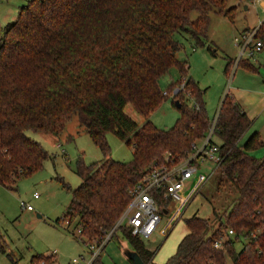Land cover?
<instances>
[{
  "label": "trees",
  "instance_id": "16d2710c",
  "mask_svg": "<svg viewBox=\"0 0 264 264\" xmlns=\"http://www.w3.org/2000/svg\"><path fill=\"white\" fill-rule=\"evenodd\" d=\"M226 1L30 0L20 7L15 20L0 29V185L13 188L20 177L34 174L49 158L26 130L58 136L65 120L76 116L78 132L89 136L104 159L78 164L81 183L54 223L63 221L74 239L100 246L99 251L119 230L142 264L151 263L154 251L126 226L114 229L116 220L127 208L129 190L149 168L164 163L165 157L173 163L188 160L211 121L203 93L184 77L172 86L173 90L185 83L184 90L172 93L180 106L170 129H156L147 119L138 126L124 108L130 104L145 118L157 108L164 99L159 77L171 65L184 76L189 68L176 58L180 44L175 35L186 33L203 45L211 12L231 20L234 7L226 9ZM192 10L197 12L194 21L188 20ZM254 33L262 43L264 20ZM243 62L237 60L235 65ZM232 63L227 60L225 73ZM188 98L191 104L185 103ZM250 124L236 99L225 94L214 125L219 144L211 142L222 158L214 172L218 185L228 184L236 198L217 226L195 214L184 220L186 234L161 264H264V234L253 235L264 225V156L248 153L263 142L258 132L239 142ZM111 131L132 147L130 161L107 158L106 134ZM158 205L164 210L167 201L159 199ZM228 229L233 236L215 249L214 240ZM99 251L89 264H104ZM27 264H53V255L37 254Z\"/></svg>",
  "mask_w": 264,
  "mask_h": 264
},
{
  "label": "rangeland",
  "instance_id": "374dc122",
  "mask_svg": "<svg viewBox=\"0 0 264 264\" xmlns=\"http://www.w3.org/2000/svg\"><path fill=\"white\" fill-rule=\"evenodd\" d=\"M30 0H0V29L6 23L15 20L20 7ZM264 1V0H263ZM226 9H233L231 20L222 14L211 12L208 16L203 45L197 44L186 33H177L180 49L177 60L189 66L185 76L179 72L176 65L159 77V87L164 99L145 118L136 114L130 104H126L124 113L128 114L134 122L141 126L145 119L150 121L157 129H170L179 116L172 99V86L182 77L196 83L201 90L205 111L210 121L217 114L218 106L225 94L236 99L241 109L251 120L250 128L242 135L239 142L242 144L252 132H258L263 142L262 146L251 149L248 153L254 157L264 156V41L261 50H255L251 56L244 54L239 57L242 33L258 28L264 19V10L257 3L248 0H227ZM257 5V6H256ZM197 12L192 10L188 20L194 21ZM257 26V27H256ZM253 39L250 46L253 47ZM262 41L261 39H259ZM227 60L233 63L227 73L224 69ZM237 60L244 62L235 65ZM172 90V91H171ZM171 91V92H170ZM170 92V93H167ZM186 104L192 101L184 100ZM76 116L66 119L62 131L58 136L41 134L38 131L26 130L25 133L36 140L47 152L49 158L45 159L42 167L34 174L20 177L13 188L0 185V264H27L32 256L53 255V264H71L77 259L80 264H87L92 254L98 250L90 251V247L74 239L66 230V224L54 221L63 216L65 207L69 203L71 191L77 187L82 178L76 174L79 163L89 165L104 159L97 146H94L89 136L78 132ZM211 141L219 144L215 135ZM106 143L109 146L107 158L115 161L127 162L132 158V147L125 145L112 131L106 134ZM200 146L201 140L195 141ZM197 173L184 183L182 194L184 197L190 187L196 183L200 176L204 182L190 196L187 201L169 203L168 213H163L160 223L150 238L142 239L144 247L154 251L153 263H163L173 255L178 240L186 234V219L192 215L208 219L212 226L222 221L224 213L231 208V202L236 198L237 192L228 184L217 183V169L209 159L197 160ZM212 175L209 176V173ZM209 176V177H208ZM207 177V179H205ZM38 196L33 198L34 194ZM20 202L32 207L31 211L23 210ZM123 213V212H122ZM122 213L116 220L121 217ZM124 224V222H123ZM242 239V238H241ZM241 239L236 243L235 249L241 245ZM126 238L117 230L111 240L99 251L104 264H131L126 258L125 251H130ZM173 254L169 255L171 252ZM152 264V263H149Z\"/></svg>",
  "mask_w": 264,
  "mask_h": 264
},
{
  "label": "built area",
  "instance_id": "2783aa9c",
  "mask_svg": "<svg viewBox=\"0 0 264 264\" xmlns=\"http://www.w3.org/2000/svg\"><path fill=\"white\" fill-rule=\"evenodd\" d=\"M259 1L260 0H251L253 4ZM254 32L255 30L250 31L249 33H246L242 36V44H240L238 58H242L244 54H246V56H251L254 54L255 50H261L263 47L262 43L258 40L254 42L253 47L250 46L252 40L255 39ZM184 86L185 83L181 82L179 86L173 90V93L179 90H184ZM216 116L210 122L206 135L203 139H201L202 144L200 146H193V152L188 160L173 163L170 161V159L165 157L164 163L152 165L143 175V178L131 187L129 190L130 199L126 206L127 208L116 222L114 229L118 226H126L130 229L131 235L141 239L150 238L160 223L161 215L164 212H169L167 205L171 202H177L180 203V207H182V204H184L187 199L193 195V193L197 190V187L203 184L204 178L203 176H200L196 183L190 187V191L186 197L183 196L182 189L184 183L195 176L198 170L196 162H192L190 159H194L195 161H205V159H209L213 162L215 168H217L221 162L222 158L219 156L217 145L211 143V137L214 135ZM212 172L213 170L209 173V176L212 175ZM205 179H207V177ZM37 196L38 195L35 193L33 198L36 199ZM159 199L167 201L166 209L163 210V208L158 205ZM20 207L23 210H32V207L25 202H20ZM114 229L106 236V239L111 236ZM233 234V230L228 229L226 235L222 236V238L218 240H214L213 247L215 249H221L222 241H224L227 236L232 237ZM259 234H264V225L255 228L253 235ZM88 247H90V251H99L100 249V246L96 247L94 244H91ZM98 251L94 253L90 252V254H92L91 259ZM71 264L80 263L77 259H73Z\"/></svg>",
  "mask_w": 264,
  "mask_h": 264
},
{
  "label": "water",
  "instance_id": "95a60500",
  "mask_svg": "<svg viewBox=\"0 0 264 264\" xmlns=\"http://www.w3.org/2000/svg\"><path fill=\"white\" fill-rule=\"evenodd\" d=\"M174 106L178 108L180 106L179 101L176 99L173 102ZM125 255L127 260L132 261L133 264H142V260L139 257L138 253H136L134 250L130 249V251L126 250Z\"/></svg>",
  "mask_w": 264,
  "mask_h": 264
},
{
  "label": "crops",
  "instance_id": "0c3cea01",
  "mask_svg": "<svg viewBox=\"0 0 264 264\" xmlns=\"http://www.w3.org/2000/svg\"><path fill=\"white\" fill-rule=\"evenodd\" d=\"M248 1L250 2V4H252L251 0H248ZM257 5H258V7H260L261 9L264 10V1H263V0H260L259 2H257ZM257 5H256V6H257ZM219 14H220V13H219ZM224 17H225V16H224ZM263 18H264V17H263ZM226 19H228V18H226ZM229 20H230V19H229ZM262 20H264V19H262ZM261 22H262V21H261ZM261 22H260V23H261ZM256 27H257V26H256ZM247 29H248V28H247ZM247 29L244 30V33H242V35H243V34H246L245 31H246ZM255 29H256V28H255ZM255 29H254V27H253V30H255ZM38 132L41 133V134H47V135L52 134L51 132H49V133H47V132H42V131H38ZM53 135H54V134H53ZM55 136H56V135H55ZM164 213H165V212H164ZM186 232H187V231H186ZM178 242H179V240H178ZM174 251H175V250H174ZM173 253H174V252L172 251L169 255H171V254H173ZM167 258H168V255H167ZM167 258H166V259H167ZM166 259H165V260H166ZM128 261H129V260H128ZM152 261H153V260H152ZM129 262H131V264H133L132 261H129ZM161 262H162V261H161ZM161 262L156 263V264H161ZM151 263H153V262H151ZM153 264H155V263H153Z\"/></svg>",
  "mask_w": 264,
  "mask_h": 264
}]
</instances>
